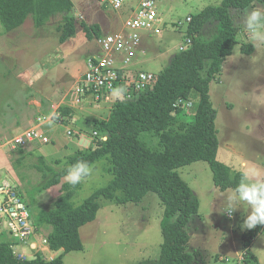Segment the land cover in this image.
Wrapping results in <instances>:
<instances>
[{
	"label": "rangeland",
	"instance_id": "obj_1",
	"mask_svg": "<svg viewBox=\"0 0 264 264\" xmlns=\"http://www.w3.org/2000/svg\"><path fill=\"white\" fill-rule=\"evenodd\" d=\"M72 1L76 33L64 42L58 40L56 31L61 14L51 17L41 27H35L31 17L20 27L10 31L0 22L1 140L9 139L34 126L47 104L54 102L53 106L62 96L69 100L65 96L66 92L68 95V91L79 79L87 58L97 51L96 39L86 37L81 21L88 25L98 24L102 35L117 28V14L100 0ZM221 1L157 0L160 16V22L156 25V29L159 25L158 30L144 34L142 45L146 49L141 57L143 62L137 63L133 68H142L154 74L163 70L185 40L188 26L186 17L197 14L208 5H219ZM242 9L245 8L231 9L233 20ZM238 26V43L231 55L224 60L217 78L210 81L209 94L216 109V157L232 171L243 172L253 165L264 168V48H257L250 41L246 29L242 25ZM214 31L215 26L209 21L201 29L198 38L208 40L215 34ZM246 42H251L254 46L251 54L239 52L240 45ZM117 99L112 96L110 101H101L108 103L98 102L99 104L88 99L80 105V111L85 112L84 117L87 119H92V116L99 113L101 117L108 116ZM191 102L195 105L197 97ZM231 125L236 131V138L234 144L227 148L224 140H233V132L228 130ZM42 126L50 143L61 136L67 137L65 125L54 122V125L47 128L46 125ZM74 128L77 132V125ZM223 129L228 131L224 133ZM98 136L91 135V138L94 140ZM139 139L151 150H161L154 133L140 132ZM87 141L84 144L90 147V140ZM30 143L38 145V142ZM88 147L81 150L87 151L90 149ZM39 148L43 149V145L20 156L15 149L0 147V178H7L16 186L31 211V222L38 211L53 207L54 200L61 193V184L65 182L62 177L57 184L39 189L45 178L44 173L34 167L39 163L38 156H42L46 165L50 164L54 169L63 165L54 160L56 156L53 153L44 149L43 153L37 154ZM72 154L74 153L69 152L68 157ZM91 166L94 169L93 175L75 190L71 198L73 205L80 204L96 189L108 185L113 178L111 164L106 156L96 160ZM176 170L198 198V212L189 217L187 224L190 235L187 251L194 254V258L198 260L196 264H239L246 252L252 254L245 257L246 264H264V228L250 240V245L244 246L243 234L247 230H241L240 225L246 213L240 209L230 219L219 212L220 195L230 188L220 190L214 185L208 164L198 160ZM98 202L95 219L79 228L83 249L63 253L64 264H135L143 259H155L159 256L163 207L156 193L147 192L137 203L116 204L103 197ZM246 208L245 205V211ZM0 230H4L1 236L11 238L4 223ZM49 230V225H40L36 238H45ZM15 250L27 256L31 254L27 244L17 245ZM57 254L59 251H50L48 247L43 253L46 259Z\"/></svg>",
	"mask_w": 264,
	"mask_h": 264
},
{
	"label": "trees",
	"instance_id": "obj_2",
	"mask_svg": "<svg viewBox=\"0 0 264 264\" xmlns=\"http://www.w3.org/2000/svg\"><path fill=\"white\" fill-rule=\"evenodd\" d=\"M251 4L252 0H222L219 5H208L197 14L189 15L186 36L191 37V44L173 54L169 64L154 74L152 85L135 98L117 99L108 116L89 119L92 129L99 135L92 148L76 150L57 169L46 165L43 157L38 156L39 163L34 167L43 172L45 178L40 190L60 182L66 168L78 160L92 165L106 156L113 178L78 205H73L71 198L80 184L71 186L63 182L53 207L36 213L32 219L35 230L38 231L40 225H49L45 237L48 248L60 251L59 254L46 259L38 251L21 260L12 252L13 239L1 236L4 230H0V264H64L63 253L83 249L79 228L95 219L99 198L116 204L137 203L149 191L156 193L163 207L162 243L157 258L143 259L135 264H196L198 260L194 254L187 251L190 239L187 224L189 217L198 212V198L176 168L203 160L212 172L214 185L220 190L234 188L240 180L242 171H232L216 157V109L210 99L209 84L217 78L224 60L238 43L240 27L231 16V9ZM73 7L72 0H0V22L10 31L31 17L33 25L41 27L51 17L61 14L56 31L58 40L64 42L76 33ZM121 12L125 16L124 10ZM209 21L216 32L210 39L201 40L198 34ZM81 25L88 39L102 36L98 24L88 25L81 21ZM253 50L251 42L239 47L242 54H251ZM195 96L194 105L191 101ZM55 113H59V122L70 121L74 115L72 107L66 103L60 104ZM143 131L158 137L161 150L145 146L139 139ZM22 146L15 150L19 152ZM263 228L264 225H258L247 230L243 234L244 246L247 247ZM248 256L252 254L246 252L239 264H246Z\"/></svg>",
	"mask_w": 264,
	"mask_h": 264
},
{
	"label": "built area",
	"instance_id": "obj_3",
	"mask_svg": "<svg viewBox=\"0 0 264 264\" xmlns=\"http://www.w3.org/2000/svg\"><path fill=\"white\" fill-rule=\"evenodd\" d=\"M100 1L114 10L119 25L115 30L96 38L97 51L87 58L79 79L71 90L69 89L71 101L69 106L72 108L80 106L88 99L95 104L110 101L111 89L121 85L126 88V99L135 98L152 85L154 78V73L151 71L133 67L143 62L141 57L146 49L142 45L144 34L158 30L159 25L157 29L156 25L160 22V16L157 0ZM121 10H124L125 16H122ZM186 21H190V16L186 17ZM189 44L191 37L186 36L178 50L185 49ZM44 120L45 118L39 120L34 126L22 130L9 139L3 141L0 138V147L8 146L13 150L30 142L40 144L48 142V136L41 129ZM93 135H96V132H93ZM30 218V209L19 195L16 186L9 179L0 178V226L2 223L5 224L14 241L11 245L12 252L21 260L38 251L44 253L48 247L45 238L37 239V231ZM24 244L31 249V254L28 256L15 250L17 245Z\"/></svg>",
	"mask_w": 264,
	"mask_h": 264
},
{
	"label": "clouds",
	"instance_id": "obj_4",
	"mask_svg": "<svg viewBox=\"0 0 264 264\" xmlns=\"http://www.w3.org/2000/svg\"><path fill=\"white\" fill-rule=\"evenodd\" d=\"M234 22L246 29L250 41L257 48H264V0H252L248 8L236 13ZM111 94L124 100L126 88L122 85L117 86L111 89ZM58 118L59 113L55 112L45 117L49 126L54 125ZM93 172L94 169L89 162L78 160L66 168L63 179L67 184L76 186L85 183L92 177ZM220 200L219 212L226 214L230 219L238 210H244L246 215L240 225L241 230H252L258 225H264V168L255 165L246 168L237 185L222 192Z\"/></svg>",
	"mask_w": 264,
	"mask_h": 264
},
{
	"label": "crops",
	"instance_id": "obj_5",
	"mask_svg": "<svg viewBox=\"0 0 264 264\" xmlns=\"http://www.w3.org/2000/svg\"><path fill=\"white\" fill-rule=\"evenodd\" d=\"M65 96H68L69 100H65V97L62 96L61 99H59L58 102H55L56 104H54L53 106H52V104L54 102H52V104H47L46 108L44 107L43 110L41 111L40 116L37 117L36 122H38L40 119H43V118L47 117L50 113L55 112L56 109H57V107L60 104L65 103V101H66V103H68L67 105H71V101H70V97H69V91H68V95H67V92H66ZM102 103H108V102H102ZM49 109H50V111L48 112ZM80 110H81V107L80 106H73L72 111H73L74 115H73V117L71 118L70 121H67V122H61V121L59 122V120H56L55 121V123H57L58 125H65L64 127L66 129V136L67 137L61 136L59 138H56L57 141H53V143H50L49 141L46 142V143H43V144L41 143L43 145L44 151L53 153L54 156H56L54 158V160H56V161L58 160V163L59 164H63L65 162L66 158L68 157V153L69 152L70 153H72V152L74 153L76 150H79V149L81 150L84 147H88L89 145L86 146V144H84L85 142H88L87 139L90 140V143L89 144L91 145L88 148H91L93 146L94 140H93V138H91V135H93V132H95V130L92 129V124L89 121V119H87V118L84 117V115H85L84 113L85 112L83 113ZM77 113H79V114H77ZM100 114L101 113H99L97 115V117L104 118L103 116L102 117L99 116ZM92 117H95V116H92ZM60 119H62V118L60 117ZM44 125H46V128H47V126H49L48 123H47V120L45 121V124ZM76 125L78 127L77 128V132H76V129L74 128V126H76ZM233 128H234V126L231 125L229 127V129H228V130H230V131L233 132V140L230 139V138L224 140V143L226 144V147L227 148H230V146L232 144H234L233 142H234V140L236 138V136L234 135V133L236 131ZM42 129L44 130L45 128L43 127ZM228 130L227 129H225V130L223 129L224 133H226ZM68 131H70L69 134H68ZM87 135H89L90 137H88ZM225 135L226 134H224L223 139H224ZM86 136L88 138H86ZM41 144L38 143L37 146H40ZM37 146H35L34 143H28L27 145L22 146L21 149L19 150L20 156H22V155L24 156V154L29 153L30 151H32ZM43 149L39 148L38 151H37V154L43 153V151H42ZM47 164H49V163H47ZM254 164H257V163H254ZM54 256L55 255H51L49 259L53 258Z\"/></svg>",
	"mask_w": 264,
	"mask_h": 264
}]
</instances>
